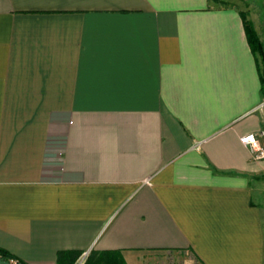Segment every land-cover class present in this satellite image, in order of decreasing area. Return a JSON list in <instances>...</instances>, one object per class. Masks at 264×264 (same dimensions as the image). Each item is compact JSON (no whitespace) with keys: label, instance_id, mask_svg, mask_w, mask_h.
<instances>
[{"label":"crops","instance_id":"obj_1","mask_svg":"<svg viewBox=\"0 0 264 264\" xmlns=\"http://www.w3.org/2000/svg\"><path fill=\"white\" fill-rule=\"evenodd\" d=\"M243 1L0 0V248L264 264V159L239 141L264 132L242 17L264 51V0Z\"/></svg>","mask_w":264,"mask_h":264},{"label":"trees","instance_id":"obj_2","mask_svg":"<svg viewBox=\"0 0 264 264\" xmlns=\"http://www.w3.org/2000/svg\"><path fill=\"white\" fill-rule=\"evenodd\" d=\"M243 22H244V27L246 31V36L248 39V42L252 48V50L257 53L260 56L261 63L263 66V71H264V51L262 44L258 38V35L250 23V21L246 18V16L243 14ZM70 254L73 255V261L77 256L80 255V253H70V252H59L58 253V264H61L63 259ZM0 258H3L8 261H13L16 264H24L21 260L17 259L14 255H12L10 252L6 251L3 248H0ZM73 261L71 263H73ZM86 264H125L123 261L122 256L118 251H104L101 253L93 254L90 253Z\"/></svg>","mask_w":264,"mask_h":264},{"label":"rangeland","instance_id":"obj_3","mask_svg":"<svg viewBox=\"0 0 264 264\" xmlns=\"http://www.w3.org/2000/svg\"><path fill=\"white\" fill-rule=\"evenodd\" d=\"M214 6H228L235 5L238 8L245 10L246 5L243 0H212ZM90 255L88 252L86 255H79L75 258L72 264H86L87 259ZM144 264H186L185 257L178 254L170 253H153L143 259Z\"/></svg>","mask_w":264,"mask_h":264},{"label":"built area","instance_id":"obj_4","mask_svg":"<svg viewBox=\"0 0 264 264\" xmlns=\"http://www.w3.org/2000/svg\"><path fill=\"white\" fill-rule=\"evenodd\" d=\"M263 136V142H260L259 136ZM240 143L245 145L250 153L251 157L255 160L264 159V132L256 133H246L239 137ZM87 252L82 253V255H86ZM12 264H16L13 261H10Z\"/></svg>","mask_w":264,"mask_h":264},{"label":"water","instance_id":"obj_5","mask_svg":"<svg viewBox=\"0 0 264 264\" xmlns=\"http://www.w3.org/2000/svg\"><path fill=\"white\" fill-rule=\"evenodd\" d=\"M0 264H12L10 261L0 258Z\"/></svg>","mask_w":264,"mask_h":264}]
</instances>
